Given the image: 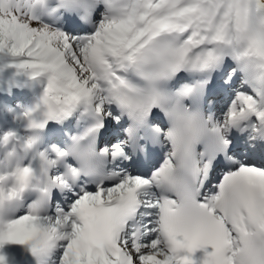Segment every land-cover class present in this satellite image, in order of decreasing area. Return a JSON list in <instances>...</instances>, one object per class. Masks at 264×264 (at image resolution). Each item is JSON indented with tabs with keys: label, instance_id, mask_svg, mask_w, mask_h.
Listing matches in <instances>:
<instances>
[{
	"label": "snow or ice",
	"instance_id": "obj_1",
	"mask_svg": "<svg viewBox=\"0 0 264 264\" xmlns=\"http://www.w3.org/2000/svg\"><path fill=\"white\" fill-rule=\"evenodd\" d=\"M6 70L44 92L0 160V264H264V0H0Z\"/></svg>",
	"mask_w": 264,
	"mask_h": 264
},
{
	"label": "rangeland",
	"instance_id": "obj_2",
	"mask_svg": "<svg viewBox=\"0 0 264 264\" xmlns=\"http://www.w3.org/2000/svg\"><path fill=\"white\" fill-rule=\"evenodd\" d=\"M67 31V27H64ZM13 78L12 70H6L0 76V144L8 133H15L24 139L28 131V121H24L25 110L39 103L44 88L39 82H32L27 77L17 78L19 86H6L5 82ZM18 250L5 248L9 264H19Z\"/></svg>",
	"mask_w": 264,
	"mask_h": 264
},
{
	"label": "bare ground",
	"instance_id": "obj_3",
	"mask_svg": "<svg viewBox=\"0 0 264 264\" xmlns=\"http://www.w3.org/2000/svg\"><path fill=\"white\" fill-rule=\"evenodd\" d=\"M65 27H67V26L65 25ZM43 88H44V86H43ZM68 122L70 123L68 127L63 126V133H65V134H69L71 132V130L77 126V123L74 119L70 120ZM49 124H56V123L50 122ZM62 140H65V139H62ZM6 247L13 249V250H16V251L18 250L17 254H19L18 255L19 264H34L30 252L26 251L25 248H23L21 246H11V245L6 246ZM22 255H24L23 259L21 258Z\"/></svg>",
	"mask_w": 264,
	"mask_h": 264
}]
</instances>
